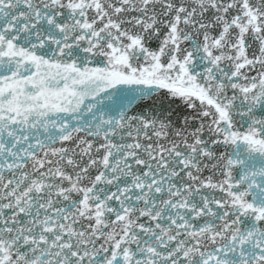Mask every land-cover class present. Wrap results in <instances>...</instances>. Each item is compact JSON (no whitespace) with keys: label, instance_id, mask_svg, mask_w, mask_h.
Listing matches in <instances>:
<instances>
[{"label":"snow or ice","instance_id":"6c2138e0","mask_svg":"<svg viewBox=\"0 0 264 264\" xmlns=\"http://www.w3.org/2000/svg\"><path fill=\"white\" fill-rule=\"evenodd\" d=\"M0 264H264V0H0Z\"/></svg>","mask_w":264,"mask_h":264}]
</instances>
